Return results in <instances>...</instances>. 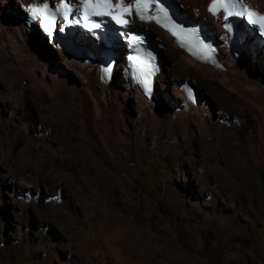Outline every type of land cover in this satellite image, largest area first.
Listing matches in <instances>:
<instances>
[{
  "label": "rangeland",
  "instance_id": "1",
  "mask_svg": "<svg viewBox=\"0 0 264 264\" xmlns=\"http://www.w3.org/2000/svg\"><path fill=\"white\" fill-rule=\"evenodd\" d=\"M180 3L204 12L203 2ZM18 4L0 3V18L22 12ZM30 35L43 53H56L55 62L20 71L59 66L72 87L78 76L60 64L61 52H48L36 29ZM13 55L0 48V264H98L96 238L118 250L117 258L105 249L107 264H264V139L251 109L226 87L190 68L175 66L171 78L169 60L154 115L127 97L124 122L113 123L112 141L103 144L79 119L67 89L8 88L4 69ZM242 55L263 67L247 50ZM186 78L201 97L200 117L182 113L175 96Z\"/></svg>",
  "mask_w": 264,
  "mask_h": 264
},
{
  "label": "bare ground",
  "instance_id": "2",
  "mask_svg": "<svg viewBox=\"0 0 264 264\" xmlns=\"http://www.w3.org/2000/svg\"><path fill=\"white\" fill-rule=\"evenodd\" d=\"M15 1H20V3H23V5H27L28 3H30V1L28 0H15ZM182 1L186 2L188 0H180V2ZM189 1H193L197 6L201 5L203 2L202 9L204 10V12L200 11L199 9L198 11L196 8L197 11L194 13L192 9V12L190 11L192 16H203V15L208 16V13L206 11V6L209 0H189ZM246 1L247 3L250 4L251 7L259 8L264 11V0H246ZM37 2H39V0H37ZM0 3H5V0H0ZM13 11L16 16L7 15L5 14L6 12L5 13L3 12V14L5 15H3L0 18V44H1L0 48L4 50H11V52H13L14 54L10 58L11 59L10 62L8 63L6 62L7 67L6 69H4L5 76L12 78V81L9 82L10 84L8 88L10 87L12 82V84L14 83L16 85H21L22 87V91L20 90L21 94H23L24 89L28 88L30 85L41 93L46 91L48 89L47 87H50L52 90L57 89L59 92L62 91L61 93H63V91L67 89L68 92L70 91L73 93L72 94L73 96L75 95V99L74 97L71 98L72 96L69 97L71 98V102H73L72 99L74 100L75 108L76 109L78 108L79 110L78 111V116L80 117L79 119L83 121V123L88 128L91 135L94 138H98V140H100L103 144L106 143L105 139L108 141L109 144L112 141L111 137L107 133L114 130L113 123L118 122V120L124 122V118H123L124 116L121 105L127 100V97L133 98L132 95H135L134 98L138 103L139 108L141 112L144 114V116L149 117V115H154V109L159 104L157 99L154 97L150 101H145L135 89L130 90L127 87L123 73L118 74V76L119 75L121 76L119 84L115 83L114 73L109 83L102 84V82L98 79V66L95 63L87 62L84 59L79 60V59L69 58L65 54H61L60 50L58 49H56L57 53L59 52L60 55H62L60 64L66 66L67 68L74 69V71H76L77 73L78 79H74V80L72 79L71 81L72 87H70L67 84V80L69 82L70 79L68 74L64 72L59 66L56 68L52 67L53 70L51 71L46 70L45 69L46 67L43 68L41 66L42 70L40 72L37 69L38 71H34V73L30 72L28 73V75H25L26 73L21 72L20 71L21 69L30 66V64L32 65L43 64L44 66H47V64H50V62H55L54 59L56 53L55 52L49 53V55L43 53V51L40 50L41 48L37 47L35 42H33L32 36L30 34H26V29L22 24V19L24 17V14L17 8L13 9ZM210 19L212 23H215L214 18H210ZM150 29H152V31L154 30V32L157 33L155 35L157 38V42L163 44V46L160 47H162V49L165 47L164 50L166 51L168 50V52L171 53V58L169 59L163 58L165 61L163 66L169 60H171L172 62L171 66L173 70L169 74L171 78H176L174 75L176 72V70L174 69L176 67H178L181 72H185L187 68H190L195 70L196 72H199L203 78L211 82H217L221 86L226 87L230 93H233L237 97V99H239V101H242L245 104V106H247V108L251 109V111L255 115V118H257L256 120L259 121L260 141L261 139H264V133L262 132V129L264 128V65L263 67H258L261 65V63H259L260 65L257 66V63L255 62H254L255 64L253 65L252 62L246 61L245 57H243L242 54L239 57V59H234L229 55L228 52L224 51L223 48L218 46V52H219L218 63L224 67V70L220 71V70L210 69L209 67L194 62L192 59H190L185 54H183L179 49H177L172 44L171 39L165 33L158 30L156 27L152 25H148L147 30L149 33H151ZM38 40L44 43L45 47L48 48L47 50L48 52H51V47L49 49V46L46 45L44 40L41 39ZM256 58L264 62V58L263 56L260 55L259 52H256ZM226 61L229 64L228 70H227ZM119 65H123L122 60H118L116 62V68L113 71H115L119 67ZM163 66L158 76H156L155 78L156 86H157V80H159L161 88H164L166 85L164 83L165 73H163V68H164ZM225 71H227L226 75L220 74ZM35 73L36 74L38 73L40 75V78L37 79L34 76ZM41 78L43 80H41ZM15 91H17V89H15ZM175 96H177L183 102L182 113H185L191 117L193 115L200 117V113L202 112L203 109L202 107H204L201 104V102H198L195 107H191L187 105L183 100V96L178 91V88ZM199 97L200 96L198 93V98ZM72 111L74 110L72 109ZM114 128H117V126H115ZM7 148L8 151H11L12 149V143L9 141ZM22 155L26 159H30L32 156L30 155L29 150L27 148L23 149ZM21 160L23 161V159ZM94 240H96L95 241L96 243L94 245L95 252L98 254L103 252L100 255L98 264H107V261L109 260L108 252H105V249H109L112 254L116 255L117 258L119 257L117 248L113 246L109 241L103 240V243L101 242L99 243V240L97 238ZM95 252H93V254H96ZM110 264H119V262L116 259L113 260L110 259Z\"/></svg>",
  "mask_w": 264,
  "mask_h": 264
},
{
  "label": "snow or ice",
  "instance_id": "3",
  "mask_svg": "<svg viewBox=\"0 0 264 264\" xmlns=\"http://www.w3.org/2000/svg\"><path fill=\"white\" fill-rule=\"evenodd\" d=\"M21 8L29 22L39 23L42 31L50 38V42L53 29L64 32L65 25L81 24L83 21L82 26L91 32L93 29H99L102 19L107 18L122 29L121 36L126 39L127 45L133 48V42L138 44L142 38L125 31L128 29V18L134 17L144 22L154 21L173 37L178 39L183 37L180 46L186 48L191 55L216 65L213 58L215 48L197 35L196 29L185 28L176 23L171 9L164 4V0H39L38 3L37 0H30V3L21 5ZM193 11L196 12L195 9ZM206 11L213 18L222 19L224 21L222 26L228 32L231 31L229 18L243 17L249 25L258 29L261 36H264V14L251 10L244 4V0H209ZM94 18H101V22H96ZM89 21H92L91 26ZM184 41H187V44ZM135 51L140 52L141 48L136 46ZM148 55L151 59V54ZM108 71L109 68H105V76ZM144 92L145 95L150 92L147 83L144 84Z\"/></svg>",
  "mask_w": 264,
  "mask_h": 264
},
{
  "label": "water",
  "instance_id": "4",
  "mask_svg": "<svg viewBox=\"0 0 264 264\" xmlns=\"http://www.w3.org/2000/svg\"><path fill=\"white\" fill-rule=\"evenodd\" d=\"M148 40L154 45V37L150 34V35H148ZM154 47H155V50L158 52V54L160 55V58L162 59V61L163 62H165L164 61V57H163V55L161 54V52L160 51H158L157 49H156V46L154 45ZM260 180H261V183H262V186H263V188H264V173H262L261 175H260Z\"/></svg>",
  "mask_w": 264,
  "mask_h": 264
},
{
  "label": "trees",
  "instance_id": "5",
  "mask_svg": "<svg viewBox=\"0 0 264 264\" xmlns=\"http://www.w3.org/2000/svg\"><path fill=\"white\" fill-rule=\"evenodd\" d=\"M38 37H39V33H38ZM40 38V37H39ZM157 53V52H156ZM192 88L194 89V87L192 86ZM194 91H195V89H194ZM181 245L183 246V243H181Z\"/></svg>",
  "mask_w": 264,
  "mask_h": 264
}]
</instances>
